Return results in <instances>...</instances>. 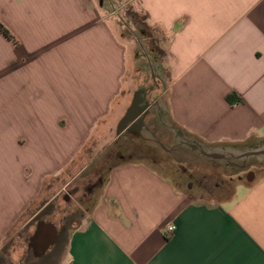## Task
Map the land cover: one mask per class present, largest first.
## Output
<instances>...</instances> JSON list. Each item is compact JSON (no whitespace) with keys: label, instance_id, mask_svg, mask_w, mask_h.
<instances>
[{"label":"crops","instance_id":"0c3cea01","mask_svg":"<svg viewBox=\"0 0 264 264\" xmlns=\"http://www.w3.org/2000/svg\"><path fill=\"white\" fill-rule=\"evenodd\" d=\"M0 3L15 39L0 32V264H32L27 251L2 256L6 241L111 117L129 85L130 52L99 0ZM131 5L169 36L170 82L156 112L177 135L194 147L264 139V0ZM196 196L148 161L122 162L60 264H264V179L239 182L217 203ZM169 224L177 229L166 237Z\"/></svg>","mask_w":264,"mask_h":264},{"label":"rangeland","instance_id":"374dc122","mask_svg":"<svg viewBox=\"0 0 264 264\" xmlns=\"http://www.w3.org/2000/svg\"><path fill=\"white\" fill-rule=\"evenodd\" d=\"M99 1L106 10V18L129 45L128 88L116 103L111 117L97 129L73 168L44 188L26 217L10 233L2 254L8 259L10 251L14 249L20 258L27 251L25 259L32 264H60L66 253L69 236L86 221L110 169L122 162L148 161L166 175L195 189L197 200L206 203L223 200L227 190L232 191L239 182H246L248 178L264 179V161L236 160L229 155L228 159L206 158L188 142L190 139L177 135V128L172 127V124L168 125L164 115L156 112V104L166 96L170 82L166 69L168 43L160 41L157 48L146 42V31L143 28L136 23L130 24L127 14L135 11L131 0ZM2 8L0 3V10ZM155 35L161 38L159 34ZM152 85L155 86V93L147 98L144 112L148 129L142 131V136L140 133L129 132V129L119 133V125L126 111L118 109L120 105L124 106V99L128 98L129 107L136 99L142 101L143 106L142 98L153 92ZM209 148L238 150L242 153L257 148L264 149V139L251 140L242 145L224 144ZM42 222L53 223L59 236L53 248L37 257L29 246Z\"/></svg>","mask_w":264,"mask_h":264},{"label":"water","instance_id":"95a60500","mask_svg":"<svg viewBox=\"0 0 264 264\" xmlns=\"http://www.w3.org/2000/svg\"><path fill=\"white\" fill-rule=\"evenodd\" d=\"M141 105L142 101L137 99L132 103L125 117L120 122L119 133H123L124 131L128 130L135 121L142 117L147 107L146 104L143 106ZM143 125L148 129L145 123H143ZM194 148L199 150V153L206 158L226 159L231 156L236 160L258 159L260 161H264V149L261 148L242 152L240 155L229 153V156L224 155L222 151L219 153L216 150H211L209 147L202 145ZM58 236L57 227L53 223L42 222L38 227V231L32 236L30 240V246L34 249L35 255L37 257H41L46 254L52 248V246L57 243Z\"/></svg>","mask_w":264,"mask_h":264},{"label":"trees","instance_id":"16d2710c","mask_svg":"<svg viewBox=\"0 0 264 264\" xmlns=\"http://www.w3.org/2000/svg\"><path fill=\"white\" fill-rule=\"evenodd\" d=\"M133 11V10H132ZM127 19L129 20L130 24H137L140 28H143L146 31V42H150L154 46H158L160 41L162 42H168L169 36L162 30H160L157 27L152 26L149 23L148 16L140 13L138 11L129 12ZM126 20V19H124ZM128 20L126 22H128ZM158 31V32H157ZM0 32L10 41L15 42L14 37L11 35L10 31L6 28V26L0 21ZM159 34L161 38H157L155 34ZM158 48V47H157ZM155 86H151L153 93H155V90H153ZM158 94H161V92L157 91ZM235 95H231L228 97V101L230 104L234 103Z\"/></svg>","mask_w":264,"mask_h":264},{"label":"flooded vegetation","instance_id":"af4514ba","mask_svg":"<svg viewBox=\"0 0 264 264\" xmlns=\"http://www.w3.org/2000/svg\"><path fill=\"white\" fill-rule=\"evenodd\" d=\"M153 92H149L147 93V95H145V97L142 98L144 104L147 100V98H149V95L152 94ZM147 120V117L146 115L144 114L140 119H138L137 121H135L129 128V132H134V133H140L141 136H142V131H144L145 129H147L143 123H145ZM193 146H196V145H193ZM231 157V156H230ZM229 158V157H228ZM226 158V159H228ZM232 158V157H231ZM233 165H237V166H244V165H238V164H234L232 163ZM54 246H52L53 248ZM32 251L34 252V249L31 247Z\"/></svg>","mask_w":264,"mask_h":264},{"label":"built area","instance_id":"2783aa9c","mask_svg":"<svg viewBox=\"0 0 264 264\" xmlns=\"http://www.w3.org/2000/svg\"><path fill=\"white\" fill-rule=\"evenodd\" d=\"M176 226L174 224H169L166 229L164 230V235L166 237H171L175 234L176 232Z\"/></svg>","mask_w":264,"mask_h":264},{"label":"bare ground","instance_id":"6f19581e","mask_svg":"<svg viewBox=\"0 0 264 264\" xmlns=\"http://www.w3.org/2000/svg\"><path fill=\"white\" fill-rule=\"evenodd\" d=\"M239 153V152H238Z\"/></svg>","mask_w":264,"mask_h":264}]
</instances>
